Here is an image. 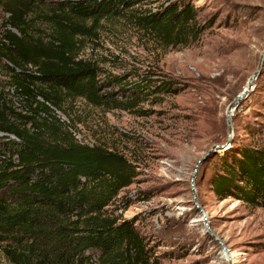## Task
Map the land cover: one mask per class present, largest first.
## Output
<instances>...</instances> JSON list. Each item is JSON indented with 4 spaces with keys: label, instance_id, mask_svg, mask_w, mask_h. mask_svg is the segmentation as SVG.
I'll list each match as a JSON object with an SVG mask.
<instances>
[{
    "label": "rangeland",
    "instance_id": "374dc122",
    "mask_svg": "<svg viewBox=\"0 0 264 264\" xmlns=\"http://www.w3.org/2000/svg\"><path fill=\"white\" fill-rule=\"evenodd\" d=\"M173 2L196 9L198 32L189 44L174 47L126 15L79 36L76 52L99 67L101 78L171 83L170 92H147L130 111L62 97L55 115L79 142L123 155L136 168L135 183L110 210L135 222L157 264H264V208L212 189L242 149L264 146V0H149L134 10L156 12ZM8 17L0 9V37ZM31 24L33 35L48 37V26ZM258 68L229 126L228 108ZM22 105L0 56V108L11 119L33 116ZM216 145L223 147L210 152ZM0 264H11L1 250Z\"/></svg>",
    "mask_w": 264,
    "mask_h": 264
},
{
    "label": "trees",
    "instance_id": "16d2710c",
    "mask_svg": "<svg viewBox=\"0 0 264 264\" xmlns=\"http://www.w3.org/2000/svg\"><path fill=\"white\" fill-rule=\"evenodd\" d=\"M147 1L0 0L9 15L0 56L23 109L33 114L11 119L0 108V250L11 264H157L135 222L108 209L135 183L136 168L123 155L79 142L54 111L62 97L130 111L147 92L172 90L171 83L158 87L149 79L101 78L97 65L76 55L79 36L126 15L142 29L162 32L174 47L192 42L193 5L134 10ZM37 22L48 26V37L33 35ZM222 167L212 181L217 196L264 208V146L246 147Z\"/></svg>",
    "mask_w": 264,
    "mask_h": 264
},
{
    "label": "water",
    "instance_id": "95a60500",
    "mask_svg": "<svg viewBox=\"0 0 264 264\" xmlns=\"http://www.w3.org/2000/svg\"><path fill=\"white\" fill-rule=\"evenodd\" d=\"M263 59H264V51H263V53L261 55L260 64L262 63ZM259 68L255 71V73L250 78V80L248 82V87L230 104V106L228 108V111H227V120H228L229 126H230V120H231V112H232V110L235 109L237 106H239L244 101V99L247 97L250 89L252 88V84H253L254 79L259 74ZM222 147L223 146L216 145V146L213 147V149L210 152H213L214 149H220ZM194 200H195V195H194ZM195 205H196V207L199 210H201L200 207L198 206V204L196 202H195ZM201 212H202V210H201ZM203 216H204V214H203ZM204 219H205V216H204ZM216 241L221 245V247H222L223 251L225 252V254L227 255V257L230 258L229 251L224 246V244L221 241H219L218 239H216ZM229 264H232L230 259H229Z\"/></svg>",
    "mask_w": 264,
    "mask_h": 264
},
{
    "label": "built area",
    "instance_id": "2783aa9c",
    "mask_svg": "<svg viewBox=\"0 0 264 264\" xmlns=\"http://www.w3.org/2000/svg\"><path fill=\"white\" fill-rule=\"evenodd\" d=\"M110 207H111V206H110ZM110 207H108V209H109V211L111 212Z\"/></svg>",
    "mask_w": 264,
    "mask_h": 264
}]
</instances>
